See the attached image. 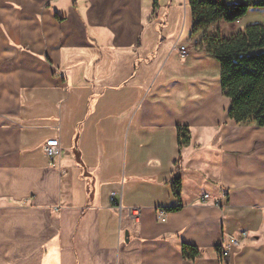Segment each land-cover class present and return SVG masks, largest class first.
Masks as SVG:
<instances>
[{"label":"crops","instance_id":"crops-1","mask_svg":"<svg viewBox=\"0 0 264 264\" xmlns=\"http://www.w3.org/2000/svg\"><path fill=\"white\" fill-rule=\"evenodd\" d=\"M191 28L188 0H0V264H264V128Z\"/></svg>","mask_w":264,"mask_h":264},{"label":"trees","instance_id":"trees-1","mask_svg":"<svg viewBox=\"0 0 264 264\" xmlns=\"http://www.w3.org/2000/svg\"><path fill=\"white\" fill-rule=\"evenodd\" d=\"M192 19L191 35L204 32L219 23H234L250 8H264V0H188ZM196 47H202L219 66V87L229 100L228 117L236 124L254 123L264 128V24L246 26L228 37L204 36ZM178 154L188 146L190 131L186 126L176 128ZM172 195L179 200L181 182L178 172L172 178ZM179 206L162 209L171 213ZM215 251H219L216 248ZM184 260L193 262L201 251L182 243Z\"/></svg>","mask_w":264,"mask_h":264},{"label":"rangeland","instance_id":"rangeland-1","mask_svg":"<svg viewBox=\"0 0 264 264\" xmlns=\"http://www.w3.org/2000/svg\"><path fill=\"white\" fill-rule=\"evenodd\" d=\"M223 24V25H222ZM222 24H216L202 32L203 36H214L218 35L220 37H228L229 35L236 33L240 30H243L248 25L253 24H264V8H250L246 15H244L241 19L238 20L237 23H223ZM225 26V27H224ZM231 32V34H230ZM182 39L184 37L182 36ZM192 41V40H191ZM187 44V46H194L193 42ZM186 47V50L188 51V47ZM212 64H214L217 68V71L219 70L218 64L211 60Z\"/></svg>","mask_w":264,"mask_h":264},{"label":"built area","instance_id":"built-area-1","mask_svg":"<svg viewBox=\"0 0 264 264\" xmlns=\"http://www.w3.org/2000/svg\"><path fill=\"white\" fill-rule=\"evenodd\" d=\"M177 52L180 57H185L187 54L186 47L184 46H176ZM43 153L45 157L48 159L49 163L53 165V162L55 159L59 156L60 149H59V144L57 140H49L47 141L44 146H43ZM203 200H208L209 196L207 194L202 196ZM131 214L135 217L138 216V211L137 210H132ZM245 234H242V237H244ZM228 245L227 246H220L218 255L220 256L221 259H225L228 257V248L229 247H238L239 239L235 237H228Z\"/></svg>","mask_w":264,"mask_h":264}]
</instances>
